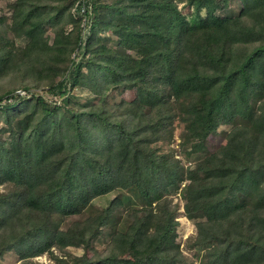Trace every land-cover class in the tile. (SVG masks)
Here are the masks:
<instances>
[{
	"label": "trees",
	"instance_id": "trees-1",
	"mask_svg": "<svg viewBox=\"0 0 264 264\" xmlns=\"http://www.w3.org/2000/svg\"><path fill=\"white\" fill-rule=\"evenodd\" d=\"M214 1L187 0L191 15L174 0H12L0 12V257L184 264L180 189L184 211L205 217L194 223L204 264H264V0L226 14ZM176 123L185 168L166 151ZM136 199L143 214L117 224ZM105 232L93 256L53 252Z\"/></svg>",
	"mask_w": 264,
	"mask_h": 264
},
{
	"label": "rangeland",
	"instance_id": "rangeland-1",
	"mask_svg": "<svg viewBox=\"0 0 264 264\" xmlns=\"http://www.w3.org/2000/svg\"><path fill=\"white\" fill-rule=\"evenodd\" d=\"M12 0H0V12H5L7 14V17L10 15L9 11V3ZM177 4V6L182 10V12L185 15H191L192 10L188 9L186 7L187 0H174ZM215 8L220 13H228L230 11H234L238 8V4L234 0H216L214 1ZM46 28V34L45 38L43 39L44 42H48V37L50 36L51 29L49 26H45ZM20 93H23L22 91ZM72 93L78 95L79 97H85V92H83L80 88H74L72 89ZM121 99H124L127 102H131L134 98V91H125L120 95ZM243 120L241 117H235L229 125H219L215 132L209 134V136L206 138L205 141V148L203 153L210 154L218 149V147L226 142V136L229 132L230 128L232 126H236L238 124H242ZM182 126L175 124L174 132H173V138L172 142L169 145V148L166 149V151L171 152L174 157L179 158L180 165L182 167H187L191 163L194 162L193 159H187L182 151L179 149V133L181 132ZM180 189L176 191L175 194L171 196L173 203L176 204L177 212L175 219L178 222L177 228H176V236L175 241L179 245V251L181 252V255L184 257V264H204L207 263V260L205 258V251L206 249H201L200 251H197V249L194 247L195 242V226L194 223L197 221L205 220V217L202 212H195V213H186L184 211V201L181 199L180 196ZM117 192H111L108 195H105L104 200L102 201L103 204L107 203L109 201L110 196H114ZM97 201V200H96ZM96 201L94 200V204L96 205ZM98 205V204H97ZM130 212H122L119 217L116 219V223L119 224L121 222H125L126 220H131L132 217H140L143 212L140 207L139 201L136 199L134 201V207L130 209ZM70 219H63L59 216L57 218V222L59 224L60 229H64L66 225L69 223ZM127 222V221H126ZM106 233V232H105ZM112 233V231H111ZM111 233H106L108 236L105 237L100 241L97 239L96 243L93 244V246H90L87 250H83V248L80 247H72L68 246L65 248V250L62 251V249L52 248L54 254L58 256H65L67 260L70 261V263H73L75 261L74 257L81 256L84 254V251L87 253V255H95V252L102 251L103 248L109 243L110 235ZM46 237L39 236V243L37 246L43 245L44 242H46ZM101 242V243H98ZM33 264H54V261L51 259V256L49 253L45 252L42 254H39L37 256H33L30 258ZM0 264H21V260H19L18 256L14 251H9L3 254V256L0 257Z\"/></svg>",
	"mask_w": 264,
	"mask_h": 264
}]
</instances>
